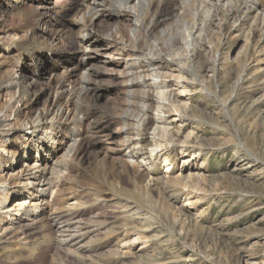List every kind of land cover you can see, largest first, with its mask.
<instances>
[{"label": "rangeland", "instance_id": "374dc122", "mask_svg": "<svg viewBox=\"0 0 264 264\" xmlns=\"http://www.w3.org/2000/svg\"><path fill=\"white\" fill-rule=\"evenodd\" d=\"M49 1L48 15L42 16L46 28L56 23L71 0ZM260 4L264 8V0ZM4 9L0 42L24 40L33 29L22 23L23 10L11 5ZM71 19L67 14L61 20ZM234 19L214 24L207 36L209 49L194 58L201 84L187 76L188 117L178 122L183 129L171 138L179 145L160 149L157 159L150 157L151 176L120 157L129 149L112 143L119 140L116 120L110 123L108 137L100 132L86 134L83 142L99 147V158L74 160L59 198L61 210L69 214L79 210L82 221L98 228L87 237L86 249L68 253L45 220L28 243L24 238L7 244L0 239V257L6 264H264V26L243 10ZM37 33L39 46L55 41L51 32ZM73 40L68 36L57 42L71 54ZM1 46L0 82L22 64L27 71L36 70L25 49ZM21 51L26 53L22 61ZM48 66L64 74L62 65ZM11 97L10 89L0 91V112ZM46 100L47 94L39 96L38 106ZM105 100L93 101L94 108L82 103L96 114L91 122L98 116L96 122L106 124L105 117L114 115ZM11 109L8 115L15 123ZM155 111L152 108L150 113ZM3 141L1 146L8 150L19 142ZM185 142L186 146L180 145ZM144 145L148 150L155 147L148 138ZM22 156L19 151L18 158ZM3 170L1 162L0 182L7 177ZM2 197L0 192V201ZM70 202L79 203L78 209H71Z\"/></svg>", "mask_w": 264, "mask_h": 264}, {"label": "bare ground", "instance_id": "6f19581e", "mask_svg": "<svg viewBox=\"0 0 264 264\" xmlns=\"http://www.w3.org/2000/svg\"><path fill=\"white\" fill-rule=\"evenodd\" d=\"M49 4V0H0L1 16L6 5L21 8L22 23L33 29L24 40L4 39L1 48L25 49L33 58L31 68L36 69L27 71L22 64L0 82V91L13 92L0 112V143L19 140L9 150L0 144V161L7 171L0 182V239L7 244L24 238L28 243L42 221L49 220L59 245L68 253H78L98 228L82 221L79 210L69 214L58 203L66 177L72 175L70 164L89 156L99 158V147L83 142L86 134L100 132L108 137L110 123L116 120L119 140L112 143L129 149L120 157L151 176L150 157L157 159L163 148L179 145L171 138L183 129L178 122L188 117L187 76L201 84L193 60L209 49L212 26L237 19L243 10L263 27L264 8L260 0H71L56 23L46 28L42 16L48 15ZM67 14L73 16L69 23L61 20ZM37 32L41 36L51 32L55 41L40 47ZM68 36L75 42L71 54L57 42ZM39 49L48 55L41 56ZM95 52L102 55L95 57ZM19 53L22 61L26 53ZM49 64L62 65L64 74L51 71ZM41 70L49 73L44 76ZM42 94H47V100L40 107ZM100 98H107L105 107L115 110L105 117L106 124L96 122L98 116L91 122L95 112L82 106L85 102L92 108ZM13 107L14 120L21 123H12L8 112ZM146 138L154 148L148 150ZM19 151L23 159L18 158ZM68 206L78 209L79 203ZM6 263L0 257V264Z\"/></svg>", "mask_w": 264, "mask_h": 264}]
</instances>
